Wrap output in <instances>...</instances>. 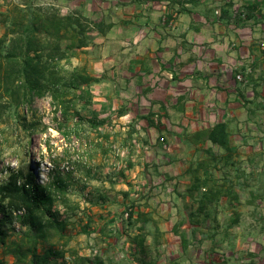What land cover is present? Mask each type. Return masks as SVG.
<instances>
[{
  "label": "crops",
  "instance_id": "1",
  "mask_svg": "<svg viewBox=\"0 0 264 264\" xmlns=\"http://www.w3.org/2000/svg\"><path fill=\"white\" fill-rule=\"evenodd\" d=\"M57 1L118 10L91 62V75L99 79L94 100L103 111L108 104L120 120L143 126L144 134L169 135L159 146L176 149L179 157L190 149L193 168L212 147L197 135L227 126L229 149L213 147L216 161L208 157V173L214 168L216 179L232 187L224 205L238 220L183 222L190 245L195 240L207 247L212 260L220 247L243 250L257 240L254 218L264 211V0H175L174 7L170 0H146L141 8L133 0ZM234 197L241 206L233 207Z\"/></svg>",
  "mask_w": 264,
  "mask_h": 264
},
{
  "label": "rangeland",
  "instance_id": "2",
  "mask_svg": "<svg viewBox=\"0 0 264 264\" xmlns=\"http://www.w3.org/2000/svg\"><path fill=\"white\" fill-rule=\"evenodd\" d=\"M62 3L0 0V13L15 5H28L48 8L61 15L80 11L93 21L103 20L105 25L115 24L118 19V10L112 6ZM4 32L0 22V37ZM94 37L92 44L71 60L72 67L87 65L90 74L91 62L100 54L101 45L99 36L94 34ZM94 98L88 107L81 102L77 105L80 114L87 118L81 124L76 117L63 123L50 97L36 99L31 107L21 110L23 115L27 114L26 125L32 123L36 131L25 130L18 122L0 121V183L8 171L27 166L34 169L43 184L51 179V171L70 173L69 207H55L59 218L66 219L70 225L65 231V249L90 257L100 253L107 264H210L214 260L223 264H264V211L254 218L257 240L245 245L243 250L220 247L213 251L216 256L213 254L212 260H207L208 248L192 240L184 253L175 232L179 229L189 232L187 227L180 228V223L197 207L187 193L190 175H183L193 167L195 155L190 149L185 150L184 157H179L181 153L176 149L168 152L159 144H167L169 135L144 134L138 122L140 128L129 119L120 120L108 104L105 113ZM199 156L209 157L203 152ZM230 200L233 207L241 206L239 198ZM225 202L223 199L216 205L217 222L238 219L237 211L230 212ZM43 249L42 246L40 251ZM0 259L6 264L13 262L1 250Z\"/></svg>",
  "mask_w": 264,
  "mask_h": 264
},
{
  "label": "trees",
  "instance_id": "3",
  "mask_svg": "<svg viewBox=\"0 0 264 264\" xmlns=\"http://www.w3.org/2000/svg\"><path fill=\"white\" fill-rule=\"evenodd\" d=\"M145 1L132 2L136 8H141ZM169 3L174 7L175 0ZM182 11L187 9L183 6ZM0 22L5 28L0 37V121L18 122L25 130L36 131L32 123L26 125L27 114L23 115L21 110L31 107L36 99L46 97L51 98L63 123H68L72 117L80 124L86 121L77 105L81 102L88 107L93 103L92 86L99 79L89 73L87 65L72 67L71 60L92 44L94 34L106 35L113 23L105 25L103 20L93 21L80 11L61 15L48 8L28 5H15L1 12ZM90 122L95 126L92 119ZM197 138H202L204 146L212 145L202 152L214 162L213 147L229 149V133L223 123ZM207 159L200 161L196 168H188L191 180L187 193L196 202L197 210L180 223V228L186 221H216L211 208L229 194L226 189L231 186L225 187L216 179L214 168H211V174L208 173ZM67 174L51 171V179L43 184L34 169L27 166L26 169L8 171L6 179L0 183V250L4 256L13 258L12 264H107L100 253L90 257L64 247L65 231L70 225L66 219L59 218L55 207H69L67 180L71 175ZM179 230L175 233L186 253L190 243L186 233ZM0 264L6 263L0 259Z\"/></svg>",
  "mask_w": 264,
  "mask_h": 264
},
{
  "label": "built area",
  "instance_id": "4",
  "mask_svg": "<svg viewBox=\"0 0 264 264\" xmlns=\"http://www.w3.org/2000/svg\"><path fill=\"white\" fill-rule=\"evenodd\" d=\"M236 79L239 80V81H241V80H242L241 75H238V76L236 77ZM163 140H164V139H162V141H163Z\"/></svg>",
  "mask_w": 264,
  "mask_h": 264
}]
</instances>
